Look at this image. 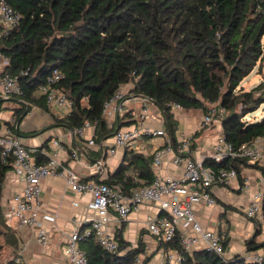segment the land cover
I'll return each instance as SVG.
<instances>
[{
  "label": "trees",
  "instance_id": "trees-1",
  "mask_svg": "<svg viewBox=\"0 0 264 264\" xmlns=\"http://www.w3.org/2000/svg\"><path fill=\"white\" fill-rule=\"evenodd\" d=\"M7 2L21 14L16 28L0 33V54L8 59L2 70L18 76L24 90L23 95L12 96L23 102L14 108L15 120L6 122L17 134L34 135L60 124L75 131L90 122L95 125L96 139L110 137L122 127L125 117L118 116L108 126L104 105L125 84H132L128 94L146 97L160 108L174 144L178 127L174 104L204 113L212 104L223 106L226 113L220 120L221 132L235 147L249 144L264 133V117L255 121L247 118L264 103V80L250 90L239 88L264 59V0ZM55 68L65 73L58 87L72 98L71 113L54 117V123L41 129L21 131L16 124L33 104L48 110L44 98L35 91ZM36 148V161L44 162L40 151L48 148V142ZM152 159V154L130 151L125 158L128 163L122 162L103 181L130 193L136 186L153 181ZM204 163L235 166L240 179L246 167L257 168L264 175V166L247 159L220 165L206 159ZM12 168L14 157L4 160L0 147V224H6L2 184ZM252 221L256 228L255 234L245 240L248 251L264 248V241H257L261 223ZM117 238L124 253L107 251L93 234L82 238L80 245L89 264H133L137 254L146 253L141 240L131 248L121 234ZM224 244L227 248L228 242ZM158 247L177 251L182 256L177 264H264L248 260L241 253L222 256L206 249L188 252L179 232ZM154 255H146L145 262ZM6 264H15L14 259Z\"/></svg>",
  "mask_w": 264,
  "mask_h": 264
},
{
  "label": "built area",
  "instance_id": "built-area-1",
  "mask_svg": "<svg viewBox=\"0 0 264 264\" xmlns=\"http://www.w3.org/2000/svg\"><path fill=\"white\" fill-rule=\"evenodd\" d=\"M21 20V14L7 0H0V33H7L16 28ZM4 65L8 59L3 57ZM65 73L55 68L50 71L43 83L35 91L42 96L48 108L61 110L65 115L71 113L73 100L69 95L58 87L64 79ZM128 92V91H127ZM127 92L123 88L117 90L106 101L104 112L122 113L123 103L126 101ZM24 90L18 76L10 72L0 71V96L9 98L23 95ZM129 95V94H128ZM150 99L142 97L143 107L139 114L138 122L127 128H120L114 133L113 146L109 153L115 154L117 148H133L142 138L164 136L166 143L158 147L153 153V165L156 170L165 157L174 152L173 162L183 164L184 171L180 178L163 177L154 174V179L149 184L138 185L130 193H125L118 185H110L104 181L84 180L71 167L64 164L62 153L65 146L59 138H51L48 148L40 152L45 158L44 162H37L34 153L37 148L26 146L21 137L10 126H4L0 132V147L3 158L14 157V169L23 181L20 191L16 192L3 215L7 221L17 220L23 225L36 229L38 243L46 247L49 245V230L45 226V220L54 221L55 216L41 212L42 180L48 176H62L66 179L70 189L77 193H88L91 200L88 209L95 213L90 230L81 232L75 229L68 237L63 254L66 264H89L86 252L80 245L85 236L93 234L98 243L107 251L123 253L120 251V242L114 233L110 232L108 224L115 218L118 223L127 220L132 210L145 202H153L159 205L165 212L163 216H149L147 219L148 231L160 242L172 240L179 232L183 248L192 252L194 248L206 249L216 254L226 256L225 230L216 232L205 229L196 217V205H214L217 203L213 193L214 186H229L238 180L239 174L235 166L225 167L207 165L205 161H199L191 155V140L184 138L181 143L174 144L169 131L165 128H155L146 120L149 118ZM152 101V100H151ZM174 104L173 108H180ZM226 109L220 104H212L200 122L201 127L220 123ZM92 123L86 122L76 131L80 134L91 127ZM93 144L94 138L89 141ZM73 156H77L74 152ZM209 160L216 165L225 164L234 159H247L249 163L263 164L264 160V133L256 137L251 143L235 147L221 132L214 144ZM100 171L102 161L96 164ZM260 187L252 194L251 201L245 209V217L257 219L264 228L263 202H264V175L258 178ZM249 180L245 179L243 187L247 188ZM165 259L169 264H177L182 256L175 250L165 251ZM146 254H137L133 264H149L145 262ZM15 264H27L24 259L17 256ZM248 260L264 263V252H255L247 256Z\"/></svg>",
  "mask_w": 264,
  "mask_h": 264
},
{
  "label": "crops",
  "instance_id": "crops-1",
  "mask_svg": "<svg viewBox=\"0 0 264 264\" xmlns=\"http://www.w3.org/2000/svg\"><path fill=\"white\" fill-rule=\"evenodd\" d=\"M1 27L0 25V29ZM3 67V56L0 54V71ZM131 87L132 84H125L122 88L130 90ZM22 102L16 97L5 98L0 96V132L4 126H8L6 122L15 120L13 117L14 108L21 106ZM152 103L154 105L149 104L150 115L146 121L155 128L167 129L160 108L154 102ZM142 107V96L129 93L123 103L121 114H114L111 111L105 113L108 126H111L118 116L125 117L124 122H121L122 127H118V129L136 124ZM173 113L178 122L175 132L177 144L181 143L184 138H189L193 147L191 149L192 157L199 161L208 159L212 154L213 144L222 131V125L214 123L201 127L200 122L205 113L197 109L173 108ZM125 114L129 115L124 116ZM65 116L61 110L50 108L46 110L33 104L22 121L16 124V128L23 132L38 130L54 123V117L62 118ZM18 135L26 146L33 148L43 146L45 142L49 143L51 138H59L66 149L61 155L64 164L73 168L82 179L95 181H103L114 173L122 162L128 163L125 158L130 155V151L151 155L158 147L166 143L164 136L144 137L133 148H117L116 153L111 154L109 148L113 146L114 134L100 140L96 139L95 125L86 128L83 134L72 130L67 125L60 124L38 134ZM91 138H94L93 144L89 142ZM74 152L77 156L72 155ZM173 159L174 152H171L156 170L152 164L154 174L180 178L184 166L183 164H175ZM99 161H102L100 171L96 167ZM262 166H264V162ZM241 175V179L238 178L229 186H214L213 193L217 203L211 206L196 205V217L205 229L216 232L225 230L227 232L225 238V241L228 239L227 256L241 253L247 257L255 252H264V248L248 251L245 246V240L255 234L256 228L254 222L245 217V209L251 201L252 194L260 187L258 178L262 172L257 168L246 167L242 169ZM245 179L249 180L247 188L243 187ZM22 186L23 181L16 174L15 169L9 170L2 184V212ZM41 186V212L55 216L54 221L45 220L44 222L49 230V245L43 247L38 243L35 228L23 225L17 220L7 221L4 218L6 224H0V258L12 260L20 256L27 264H66L67 260L63 250L71 232L75 229L84 232L92 227L95 213L88 209V203L91 200L90 194L72 191L62 176H48L42 180ZM163 215L165 212L160 209L158 204L145 202L134 208L129 218L123 223H118L113 218L108 224V228L115 236L121 234L125 240L131 243V248L136 247L141 240L146 255L153 252L156 254L162 249L145 240L146 234L149 233L146 222L149 216ZM257 241H264L263 227ZM152 259L149 264H151ZM162 263L164 260L157 264Z\"/></svg>",
  "mask_w": 264,
  "mask_h": 264
},
{
  "label": "rangeland",
  "instance_id": "rangeland-1",
  "mask_svg": "<svg viewBox=\"0 0 264 264\" xmlns=\"http://www.w3.org/2000/svg\"><path fill=\"white\" fill-rule=\"evenodd\" d=\"M262 43H263V48H264V36L262 39ZM262 80H264V59H262V61H259L257 66H255V68L253 69V71L242 80L241 84L239 85V88H242L244 90H250L253 86L258 84ZM124 91L127 92L128 89L125 88ZM127 95H128V92H127ZM152 102L153 101L150 100L149 104L151 103V105H154ZM262 117H264V103L255 112L250 114L247 118L255 121V120H260ZM145 240L148 243H152L158 246L157 238H155L150 232L146 234ZM227 242H228V239H227ZM165 255L166 253L164 250L158 251L154 255V258L152 259L151 264H157L159 261L164 260ZM8 261H9L8 259L0 258V264H6Z\"/></svg>",
  "mask_w": 264,
  "mask_h": 264
}]
</instances>
